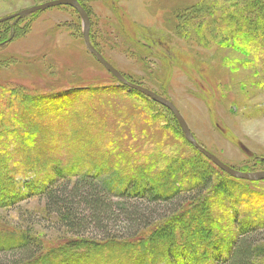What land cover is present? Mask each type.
Masks as SVG:
<instances>
[{
    "label": "rangeland",
    "instance_id": "obj_1",
    "mask_svg": "<svg viewBox=\"0 0 264 264\" xmlns=\"http://www.w3.org/2000/svg\"><path fill=\"white\" fill-rule=\"evenodd\" d=\"M46 1L0 0V18ZM78 1L91 44L125 80L169 99L196 141L226 165L264 170V46L243 47L244 34L219 22L233 0ZM82 31L69 5L0 23V235L27 232L57 250L73 236L48 220L43 188L112 171L116 194L130 177L121 157L175 171V178L187 163L212 185L179 204L176 213L184 207L193 214L170 221L176 242L107 247L87 264H215L234 234L264 223V179H237L212 164L183 137L171 111L94 58ZM57 113L65 116L58 125ZM159 223L152 225L156 236Z\"/></svg>",
    "mask_w": 264,
    "mask_h": 264
},
{
    "label": "trees",
    "instance_id": "obj_2",
    "mask_svg": "<svg viewBox=\"0 0 264 264\" xmlns=\"http://www.w3.org/2000/svg\"><path fill=\"white\" fill-rule=\"evenodd\" d=\"M230 3L219 22L227 24L226 28L233 34H244L247 42L240 41L243 47L264 46V0H233ZM146 99L150 104L156 103ZM43 110L40 111L42 117L45 116ZM55 117L57 122L65 118L60 113ZM34 130H37V127H33L31 133ZM30 137L35 139L34 136ZM120 160L127 166L124 170L130 174L123 192H112L111 179L115 176L112 171L101 177L81 173L73 180L62 179L61 182L43 188L41 196L48 220L64 228L73 237L66 240L61 248L48 251L38 238L27 232L17 235L2 234L0 264H87L94 263V254L107 250V247H127L133 241H145L148 249H155L158 247L157 243L162 240L161 237L169 241L168 243L176 242L172 240L174 233L169 226L170 221L173 222L175 216L183 217L182 214L187 208L183 207L184 211L182 209L180 214L176 213V210L184 200L204 196L212 185L210 177L196 169L188 168L187 163L183 165L189 170L188 173L184 169L183 172L180 171L181 175L175 178L173 176L177 172L167 173L157 165L155 168L152 167L153 164L145 166L124 157ZM168 169H171L170 166ZM176 179L177 182L182 180L184 185L177 184ZM117 185L119 186L118 183ZM206 209L207 205H203L198 217L206 218ZM190 214L193 212L190 211L186 215ZM157 220L161 222L159 227L161 224L164 226L156 236L152 225ZM263 232L264 223H261L260 219L250 224L245 231L240 229L234 234L226 256L221 260L217 259L215 264H264V237H261ZM66 250L69 254L65 253ZM88 253L93 255L89 256Z\"/></svg>",
    "mask_w": 264,
    "mask_h": 264
},
{
    "label": "water",
    "instance_id": "obj_3",
    "mask_svg": "<svg viewBox=\"0 0 264 264\" xmlns=\"http://www.w3.org/2000/svg\"><path fill=\"white\" fill-rule=\"evenodd\" d=\"M58 5H69L73 7L77 13L79 14L81 20H82V37L83 41L85 43L86 48L88 51L94 56V58L117 80H119L123 85L127 86L130 89L136 90L146 97H148L150 100L157 102L164 107H166L171 113L173 114L175 120L177 121L181 133L183 137L194 147L196 148L201 154H203L207 159L211 161L212 164H214L217 168L221 169L223 172L227 173L228 175L237 178V179H243L247 181H256V180H263L264 179V170H258V171H239L236 169L231 168L230 166L223 163L221 160H219L214 154L207 151L204 147H202L195 139L193 134L191 133L187 123L185 122L183 116L180 114L178 109L175 107V105L166 97L161 96L154 91L140 86L133 84L127 80L124 79L122 74L113 66L111 65L104 57L103 55L91 44L89 39V29H90V19L86 12V10L83 8V6L80 4L78 0H49L44 3H40L37 5H33L31 7L25 8L17 13H14L12 15H8L5 17L0 18V23L4 22L6 20H9L13 17H20L23 15H26L28 13L38 11V10H44L49 7L58 6Z\"/></svg>",
    "mask_w": 264,
    "mask_h": 264
}]
</instances>
